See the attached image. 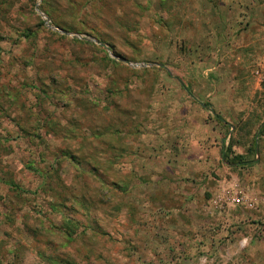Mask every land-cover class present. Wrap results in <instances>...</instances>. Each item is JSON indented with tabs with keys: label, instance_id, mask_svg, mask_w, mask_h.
Instances as JSON below:
<instances>
[{
	"label": "rangeland",
	"instance_id": "1",
	"mask_svg": "<svg viewBox=\"0 0 264 264\" xmlns=\"http://www.w3.org/2000/svg\"><path fill=\"white\" fill-rule=\"evenodd\" d=\"M0 264H264V0H0Z\"/></svg>",
	"mask_w": 264,
	"mask_h": 264
},
{
	"label": "trees",
	"instance_id": "2",
	"mask_svg": "<svg viewBox=\"0 0 264 264\" xmlns=\"http://www.w3.org/2000/svg\"><path fill=\"white\" fill-rule=\"evenodd\" d=\"M178 83H179V85H180V87L182 88V89H184V87H183V85L178 81ZM199 105H201L203 108H206V109H209L211 112H212V109L208 106V105H205V104H203V103H201V102H198V101H196ZM217 119H218V121H220V122H222L218 117H216ZM229 165H232V166H236V165H238V164H229Z\"/></svg>",
	"mask_w": 264,
	"mask_h": 264
}]
</instances>
